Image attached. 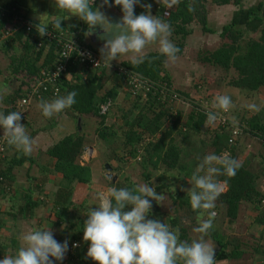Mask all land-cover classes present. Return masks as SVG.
I'll use <instances>...</instances> for the list:
<instances>
[{"label":"crops","instance_id":"crops-1","mask_svg":"<svg viewBox=\"0 0 264 264\" xmlns=\"http://www.w3.org/2000/svg\"><path fill=\"white\" fill-rule=\"evenodd\" d=\"M179 1L180 0L169 8V11L171 10L174 12L179 6ZM147 4L151 5L149 10L151 15H153V11H156L161 7V4L154 7L153 1L150 3L148 2ZM259 5L262 6L263 10L264 0H243L241 6H216L211 0H208L205 5L208 28L214 33H204L202 28L193 31L185 41L183 53L186 50H194L192 46L199 42L198 39H196L191 43L189 41L191 36L198 34L199 36L197 35L194 38H200L201 36L203 39V35H217L219 32L221 34L223 27L227 26L229 23L225 22V20L222 21L220 16L223 15L224 17V14L229 10V7L233 8L234 13L232 16L235 18L239 16L240 13L246 15V12L251 9L255 10ZM0 8H14L17 13L37 26L48 22L49 17L51 16L57 15L63 17L64 20L61 21V28L71 32H74V30H81L85 44L88 47H93L101 56L99 50L92 45H97L99 43L98 45L103 47L104 40L100 39L103 35V30L97 28L94 33L89 34L87 25L83 21L76 16H71L57 10L54 0H0ZM238 8L242 10H239ZM139 9L145 11L143 6H139ZM108 10H112L117 14V17L113 18V20L110 19V21L113 23L117 22L122 13L115 6L103 9L105 13H108ZM166 12L164 11L163 14L165 18L169 16V12H167V16L165 15ZM106 16L109 18L108 14ZM218 21L223 25L220 28H215L216 25L218 26L220 24ZM232 23L233 22L231 21V24ZM10 27L11 25L7 22L6 26H4L0 33V112L5 115L11 111H15L14 104L23 98H14L18 96L17 92H24L25 94L27 91L25 84H28L26 81L28 66H34L35 64V66L41 70L48 52V50L44 51L43 54H41V58L36 61L37 54L32 45H35L38 40L26 37L25 35L19 36L20 33L11 34L8 32ZM194 27L191 29L195 30ZM49 28H51V26H49ZM218 37L220 38V35ZM169 39L172 40L171 37ZM156 45V42L146 45L143 52L147 49H154ZM183 53L181 56L185 55ZM124 57H126V59H124L123 62L130 61L128 55L120 56L118 58ZM123 62L118 64L112 61L111 63L114 65H121ZM183 64H188L186 69L177 71L175 68V71L169 69L172 73L169 77L179 92L188 95L189 91L184 89L186 88L185 83L184 85L181 84L184 80H180L178 75L181 72L187 73V71L190 70L189 67L192 65L189 62H184ZM107 73H109V71H106V75ZM110 73V77H105L109 79L107 82L108 84L106 83L109 88L108 91L117 86L115 85L116 82L111 81V76L114 73L112 71H110ZM75 74L81 79L83 78V73L80 71H76ZM101 74L102 73L100 72L95 75L101 76ZM165 74L163 75L165 76ZM86 75L88 77L87 73ZM70 77L73 79L72 82L74 83L79 81L78 79L73 78V76ZM188 77L189 75H187V78ZM210 85L212 86V84ZM104 88L105 86L103 87L101 94L106 92ZM227 88L229 90L233 89L229 86H227ZM118 90L119 93L113 106L109 109V114L106 116L104 124L105 128L114 129L110 132V135H116V138H114L116 140L119 138V135H125V132L128 130L126 127L122 126L124 125L122 119L124 115H126L125 113L129 114L128 110L135 107V99L127 93L123 87H120ZM211 93L213 94V92ZM246 95L247 99H241L245 100L242 104H238V99H236L238 96L233 95V98H235L238 105L236 104L234 107H231V109L236 108L234 114L232 110L229 109L231 115L238 116L240 120L258 118V123L264 125V88H261L255 95L249 93H246ZM52 99L53 98H44V100L49 101ZM39 102L40 101L36 100L32 101L28 110V121L24 125L26 133L33 141L32 152L25 155L11 145L6 153L4 166H1L2 170L8 174V178L12 183L11 187L13 188L11 194L10 192L0 193V247L2 248L4 255H12L15 253L16 249L20 246L19 235L21 233L38 227L45 229L49 228L53 232L55 238L61 242L65 238L72 236L68 221H65V223L59 222L56 217V213L58 212V208L55 207L56 195L62 187H67V184L63 177L55 172V160L51 158L50 151L61 140L72 135L84 136L83 152L78 158L77 164L91 169V181L88 185L76 184L71 201L73 204H75L76 201L79 206H82L81 214L84 213L83 215L85 216V219H87V211L95 208L99 203L96 193H107L108 188L121 182L119 181L121 180V175H119L118 172L110 178L111 180H108V172L106 171L105 166L108 165L113 170L115 158L116 161L118 160L120 162H130L134 159L132 156H129V153L132 150L129 147L123 148L116 153H113L112 149L111 151H108L109 146H111L109 144L113 139L110 141H102L98 137L101 123L100 118L91 115L80 116L74 114L69 109H65L62 113L55 114L51 118H45L38 107ZM249 104H256L259 106L260 111H253L252 116L247 115L248 112L246 113L245 110L249 109ZM180 113L184 121L187 117V113ZM78 117H83L80 125L81 127L78 125ZM259 130L260 129L255 128L250 130L249 133H244V136L240 139L235 148L234 154L238 164L245 166L249 173L255 177V191L251 196V200L242 204L235 220L228 219V210L225 206L218 207V205L215 204V208L212 210L216 213L215 217L212 219V226L214 228L217 227L218 230L216 232H208L205 237L207 240L210 238L211 241L215 243V246L217 245L216 248H214V259H216V264H264V225L261 224V221L264 219V142L260 138L258 133ZM175 133L176 132H174L173 135H176ZM196 138L198 139L200 136H196ZM196 138L193 141H199ZM121 139H123L122 147H124V138L122 136ZM189 144L192 143L188 141L183 143L180 141L178 146L181 147L182 154L192 155V151L189 153L185 152ZM195 148H199L200 150V146H195ZM195 152L197 153L198 151ZM126 154H128V156H126ZM111 156L114 158L110 159ZM138 158H140V156L136 157L133 162H136V159ZM183 163L184 162L181 161V164ZM149 167L143 166L145 172L139 173V171H137L138 177L132 175V181L135 186L144 183L151 184V182H153V186H155L157 193H162L164 197L165 193L163 192V189H168V187H170V182L172 184V181L174 182L176 177L181 184L178 185L180 188L191 187V179L187 180L188 176L182 177L179 175V172L181 173L184 171V166L180 165L177 169L172 171L161 166L158 169L162 170L163 173L157 176L151 172L153 168ZM147 170H150V173H148ZM118 171L122 173L121 170ZM134 178L137 180L134 181ZM181 181H183L184 184H182L183 182ZM98 184L102 186H98V189L92 190L91 187ZM101 187L104 188V191L101 190ZM181 193L183 194V192ZM185 196L187 197V195ZM167 197L171 200L169 205H172V207L169 210L172 211H164L161 209L162 202H165L164 198L162 201L157 202L158 204L153 202L151 215L149 216L150 219H159L169 224L170 220L175 218L177 212L179 215H182V213L189 210L181 207L180 203H182V197L177 193L172 196L169 194ZM92 201L93 203H91ZM175 205L178 206L177 210H175ZM188 212L192 213L191 210ZM194 213L199 221L208 219L206 212L204 215H198V211H194ZM218 218L226 219L225 222L227 223L224 224L225 226H222L221 228L219 227L220 225H218L216 221ZM179 224H181L180 220ZM171 228L178 230L180 240L192 241L190 237H187L189 236L188 234H186V237L183 236L181 229H184V227H182V225H179L178 228ZM231 228H235L237 232L239 230V237L254 236L260 241V243L247 244V242H244L241 244L239 242L237 244L233 243L234 245L229 243L230 241L227 239V235L223 230L228 233V230ZM238 233L236 234L238 235ZM223 238H226L228 243H226L227 241L225 242ZM217 239L221 241V243ZM233 240L234 239H232V241ZM81 241L79 242L81 243ZM87 247L88 246L84 245V243H81L80 250H77L76 254L72 257L66 256L62 264H91V260L86 257ZM56 264H60V262H56Z\"/></svg>","mask_w":264,"mask_h":264},{"label":"clouds","instance_id":"clouds-1","mask_svg":"<svg viewBox=\"0 0 264 264\" xmlns=\"http://www.w3.org/2000/svg\"><path fill=\"white\" fill-rule=\"evenodd\" d=\"M161 5L171 8L178 0H159ZM57 10L78 17L88 28L89 34L97 28L103 30L100 39L104 45L99 52L107 67L120 56L128 55L133 65L144 62L141 54L145 46L158 42L159 52L167 61L175 62L179 48L169 37L171 27L160 16L150 14V4L142 5L145 12L135 14V6L141 0H54ZM95 5V7H93ZM118 6L122 13L120 19L112 23L103 9ZM167 13H165L166 15ZM60 16H51L49 21L37 26V32L44 36L49 26L61 28ZM73 51V49H72ZM59 73L53 74L55 79ZM77 93L69 91L66 95L56 96L52 100H41L38 107L45 118L62 113L76 103ZM213 106L222 112H228L232 106L228 95H218L213 99ZM248 108L259 112L256 104ZM218 113H206V123L217 120ZM21 112H0V130L23 154L32 152L33 141L21 124ZM238 162L224 152L220 155H205L191 173V187L181 188L187 192L192 210L198 215L207 214L208 219L199 223L194 232L202 234L191 242L180 240L177 229L159 219H150L153 202L164 199L157 193L153 182L137 185L133 189L115 186L107 193H98V205L87 211L83 224V241L87 242L86 257L94 264H216L214 248L204 239L212 228L215 217V201L224 190L227 180L217 177H234L239 168ZM175 192V188H173ZM158 204V203H157ZM20 246L12 255L0 258V264H56L64 261L69 251V239L58 241L53 232L47 228H35L19 235ZM79 245L71 242V247Z\"/></svg>","mask_w":264,"mask_h":264},{"label":"trees","instance_id":"trees-1","mask_svg":"<svg viewBox=\"0 0 264 264\" xmlns=\"http://www.w3.org/2000/svg\"><path fill=\"white\" fill-rule=\"evenodd\" d=\"M207 1L208 0H180L178 8L174 12L171 10L169 11V8H166L164 5H160L161 7H159L158 10L152 12L153 15L160 16L170 25L175 41L177 42L175 46L179 48L177 57L182 55L185 41L188 36L193 33L194 30L191 28L196 24L201 26L204 33H214L208 28L205 7ZM242 1L243 0H211L216 6H241ZM148 2L150 3L152 0H141L139 6L147 4ZM139 6H135L134 9L137 15L145 12L140 10ZM93 7H95V5H93ZM115 7L120 11L118 6ZM164 11L169 12L167 18L163 16ZM261 12V5L255 10L251 9L246 12L247 21L245 23V29H236L237 23L235 22L224 26L220 38L229 42L224 43L215 52L207 56H201L199 59L202 65H212L225 72L232 71L234 76H232L227 86L253 95L261 88H264V18ZM7 22L9 23L7 19L0 20V33ZM74 32H76V30H74ZM19 33V36L24 35L23 31ZM249 34H255L256 37L252 40H248L245 47H243L241 41L244 35ZM32 47L36 50V61L41 58V54H43L44 51L48 50V52L41 70L36 67L35 64L34 66H28L26 73V81L28 84H25L27 88L32 85L38 72L46 68H51L54 61L57 60L54 46H45L42 49H37V44L35 43ZM88 48L96 52L93 47ZM143 56L145 59L142 64L133 65L131 61H127L123 62L121 66L151 80L157 81L162 79L161 74L166 73V64L168 62L166 57L160 52H151ZM69 70L67 75H64L61 80L62 93L59 96L66 95L69 91H75L77 93L75 98L76 103L68 109L80 116L91 115L100 118L101 123L98 132L100 140L110 141L116 138V135H110V132L114 130L113 128L108 129L104 127L105 119L109 111L106 115H102L99 107L108 102H111L110 108L113 106L119 93L118 89L123 87L121 79L116 74H113L111 76V81L116 82L115 85L117 86L101 94L104 87V78L107 77L106 70L101 71V76H96V73L92 70L86 71L88 74L86 82H82V79L75 74L76 71H80L79 64H74L73 66V63H71L69 65ZM167 74H165V79L173 84L169 74ZM70 76H73V78L79 81L76 83L72 82L73 79ZM17 93L18 96L14 98L18 99L25 97L26 94H24V92ZM46 98L52 97L46 95L45 99ZM137 99L140 101L141 98ZM136 102L137 101L134 102L135 107L132 111H130L129 114L125 113L126 115H124L122 119L124 124L122 126L128 129L125 135H121L125 139V146L123 148H131L132 150L129 156L133 158L140 156L143 166H150L155 170L164 166L172 171L177 169L180 165L183 166V164H181L182 150L181 147L178 146L175 137H179L178 139H181V142L185 143L188 141L193 145H199V141L191 140H194L196 136H205L202 135V132H205L204 134L208 132V129H205V118L203 116L196 117L193 112H190L185 119V123L181 126V113L173 117V112L168 110L166 106L161 105L157 100L149 97L147 101H143V107L135 114L138 107V103ZM232 120L243 129L242 131L245 134L255 128L260 129L258 133L262 141H264V125L258 123V118L241 119L240 121H236L235 119ZM174 132H176V135H173ZM243 136L244 134L240 135L232 146L230 142L232 130L230 127H227L221 131L217 130L213 132L212 135L209 136L210 143L208 146H212V154L220 155L230 151L231 158L235 159V148ZM141 145L145 146L142 147ZM83 147L84 136L72 135L61 140L50 151L51 158L55 160V172L61 175L67 184V187H62L56 195L55 207L58 208V212L56 213V217L58 218L57 221L63 223L68 221V226H70L72 235L68 238L76 241H83V224L85 219L78 218L79 221H77V206L71 201L72 194L76 184L88 185L91 181V169L77 164L78 158L83 152ZM181 173L186 177L189 174L185 171V168ZM0 177L3 179V181H0V193H6V187L12 189V183L8 178V174L2 170V167L0 169ZM217 179L221 181L227 180V183L224 185L225 190L218 196L215 204H217L218 207H227L228 219L235 220L242 204L251 200V196L255 191V177L249 173L245 166L240 165L234 177L229 178L221 175L217 177ZM175 181L178 182L179 179L176 177ZM182 184H184V182ZM114 186L117 188L127 187L129 189L136 187L135 184L129 180H126L124 183H117ZM180 205L182 208L189 209L188 211L191 210L192 213L194 212L190 207L188 197H183ZM78 208L81 210L82 206ZM71 210L76 211L72 213ZM170 224L172 227H179L176 217L170 220ZM261 224L264 225V219L261 221ZM181 231L183 236L186 237V230L181 229ZM219 242L221 243V241ZM83 243L88 246L87 242L83 241ZM0 255V258H3L4 254L1 247Z\"/></svg>","mask_w":264,"mask_h":264},{"label":"built area","instance_id":"built-area-1","mask_svg":"<svg viewBox=\"0 0 264 264\" xmlns=\"http://www.w3.org/2000/svg\"><path fill=\"white\" fill-rule=\"evenodd\" d=\"M152 1L159 5V0ZM167 15L168 13L166 16ZM3 19H7L11 25L8 32L15 34L23 31L26 37L38 40L36 43L37 49H42L45 46H54L57 55V60L54 61L52 67L40 71L34 78L32 85L27 88L25 97L14 104V110L21 112L20 122L23 125L28 121V110L32 101H41L46 95L55 98L62 93L61 80L64 75H67L69 65L73 63V66L74 64H79L80 72L83 73L82 82L87 81L88 78L86 71L88 70H92L96 74L100 73L102 70L112 71L121 79L123 88L134 99L142 98L143 101H147L148 98L151 97L161 103V105L166 106V108L173 112L174 115H178L180 112L187 113L190 111L193 112L196 117L203 116L205 118V128L211 132L217 130L221 131L230 127L232 130L230 141L232 146L235 144L239 136L244 134L242 131L243 129L231 119L229 111L222 112L216 110L213 106V100L206 98L207 96L205 97V94L200 98L194 97L193 94L182 95L174 84L165 79L163 74H161L162 79L155 81L145 78L121 65H114L111 63V66L108 68L107 65L103 63L102 57L97 52L89 49L85 44L81 30L71 32L68 30L49 28L44 36H40L36 30L37 25L17 13L14 8H0V20ZM57 72L59 75L53 79V74ZM196 85L197 92L201 93V90L203 89L202 83L197 82ZM110 105L111 102H108L105 105H100V113L106 115L110 109ZM210 111L218 113V116L214 123L207 124L206 113ZM10 146L11 145L7 143V138L3 136V131L0 130V169L6 160V153ZM227 153L231 156L230 151ZM0 181H3L2 177H0ZM9 192H11V188L6 187V193ZM66 239H69L70 241L69 251L66 256L72 257L76 254L77 250H80L81 244L79 241L71 238ZM71 242H76L79 246L72 248ZM91 264H94V262L91 261Z\"/></svg>","mask_w":264,"mask_h":264},{"label":"rangeland","instance_id":"rangeland-1","mask_svg":"<svg viewBox=\"0 0 264 264\" xmlns=\"http://www.w3.org/2000/svg\"><path fill=\"white\" fill-rule=\"evenodd\" d=\"M157 6H158V3H154V7H157ZM239 10H242V9H239ZM111 11L112 10H108V12H110V13H107V14L109 16V19L113 20L114 14L113 13L111 14ZM233 11H234L233 8L229 7V10L226 12V14H224V17H223V15L220 16L222 18V21L225 20V22H227L229 24H231V21L233 23L235 22V23H237L236 29H239V30L240 29H245L244 25H245V23L247 21L246 15H244V13H240L239 16L233 18V16H232V14L234 13ZM261 14H262V12H261ZM219 23L220 24L218 26L216 25L215 28H218V27L220 28L223 25V24H221V22H219ZM194 28H195L194 31H197V29H200L201 26L196 24ZM197 35L198 34L193 35L189 39V41L191 43H193V40H196V39H198V41H199L198 44L192 46V48H194V50H191V49H190V51L186 50L183 53L185 55H183L181 57L178 56L177 59L175 60V62H169L168 61L167 64H166V73H168L169 75H172V73H171V71H169V69H171V70L173 69V71H175L174 68L176 69V71L177 70H181V69H186L188 64L185 65L183 63L184 62H189L192 65V66L189 67L191 72H190V70H188L187 73H185V72H181V73L179 72L180 74L178 73L179 74L178 78L180 80H184V81L181 82V84L184 85V83H185L186 88H184V89H187L189 91L188 95L193 94L194 97L200 98V96H203L205 94V97L207 96L206 98H208L210 100H213V98L218 96V95H228L231 98V101H232V106L231 107H234L237 103L238 104H242L245 100H241V99H247V95H246L247 92L240 91L238 89L229 90L227 88V84L229 83V81H231V78H232V76H234V74L231 71L230 72H225V71H223V70H221V69H219V68H217L215 66H212V65H202L200 60H199L201 58V56H207V55L213 53L214 51L219 49L224 43H228L229 41H225V40H222L221 38H219L218 36L220 35V32L217 35H210V34L203 35V39L201 38V36H200V38H194ZM170 37L172 39L171 42L175 45L177 42L175 41V37H174V35L172 33V29H171V36ZM255 37H256L255 34L244 35V38L241 41V45L243 47H245V45L247 44L248 40H252ZM103 43H104V41H103ZM98 44L97 45H92V46L96 47L99 50L102 47L100 45H98ZM156 44L157 45H156V47H154V49H155L156 52H159V48H158L159 44H158V42H156ZM110 75H111V73L109 71V73H107V77H110ZM187 75H189L188 78H187ZM108 81H109L108 78L104 79V86H105L104 90L105 91H108V89H109L108 86H107V84H108L107 82ZM188 81H190V82H188ZM197 82L198 83H202V85H203V89L201 90L202 91L201 92L202 95L197 92L198 90H196L197 85L195 83H197ZM210 84H212V86ZM211 92H213V94ZM210 93H211L212 96L210 95ZM233 95L238 96V98H236V99H238L237 103H236L235 98H233ZM248 97H250V96H248ZM135 101H137L136 103H138V107H137V110L135 112V114H136L143 107V99L141 98L140 101L138 99H135ZM216 110H219V109L216 108ZM231 110H232V112L234 114V111H236V108H233ZM128 111L130 112V111H132V109H129ZM245 111H246V113L248 112L247 115H249V116L253 115V111L252 110L248 109V110H245ZM189 113H190V111L187 112V115ZM229 115H230L231 119H235L236 118L237 119V120L235 119L236 121H240V118L238 116L231 115L230 110H229ZM173 117H176V115L173 114ZM181 118H182V121H181V126H182V124L185 123V120L183 121V117H181ZM180 128H182V127H180ZM202 133H203L202 135H205V136H202V137H200L198 139L196 138L197 140H199V145L189 144L188 147L185 150L186 153H189L190 151H192V153H191L192 155H189V154H185V155L182 154L181 155L182 156V162H184L183 166L185 168V171L187 173H189L188 176H190V177H191V173L195 169L196 165L202 161L203 157L205 155L213 153L212 152V148H211L212 146H208V144L210 143L209 142L210 141L209 136L212 135L213 132L208 131L206 134H204L205 132H202ZM178 138L179 137H176V141H177L178 144H180L181 140H179ZM122 143H123V139H121V135H119V138L117 140L116 139L111 140V142L109 144L111 146H109L108 151H111V149H112L113 153L121 151L123 149ZM144 146L145 145H143L142 147H144ZM195 146H200V150H199V148H195ZM195 151H198V152L196 153ZM142 153H141V155H142ZM126 156H128V154H126ZM111 158L113 159L114 157L111 156L110 159ZM114 160H115L114 161L115 163L113 165V167H114L113 170L114 171L112 170L111 173H112V176H114V174L116 175V172H118V174L121 175V180H119L121 182H119V183H124V182H126V180H129V181H131L133 183V181H132L133 180V176L134 177H138L137 176V171H139V173L145 172L144 169H143V165H142L143 163L140 160V158L136 159V162H133L135 160V158L132 161H130V162L126 161L127 164H126V162H120L118 160L116 161V158ZM117 166H118V168H117ZM116 169H117V171H116ZM118 170H121L122 173H120ZM147 171H148V173H150V170H147ZM151 172L154 175L156 174V176L163 173V171L160 170V169H157V170L152 169ZM179 175L184 177V175L182 173H179ZM190 177H187V180H190ZM108 180H111V179H108ZM136 180L137 179L134 178V181H136ZM178 185H181V184L174 180V182L172 181V184L170 182V187H168V189H163L164 190L163 192L165 193V197H164L165 198L164 199L165 202H162V204H161V207H162L161 209L162 210L170 211V212L172 211V210H169L172 207V205H169L171 200L169 199V197H167V195L170 194V196H172L173 194L177 193L182 198L186 197L185 195H187L186 194L187 192L181 191V188ZM190 185H191V182H190ZM98 186H102V185L98 184V185H95V186H93L91 188H92V190L98 189ZM173 188H175V192L173 191ZM184 189H188V188L185 187ZM12 190H13V188L11 189L10 194L12 193ZM101 190L104 191V188L101 187ZM181 192H183V194ZM98 193H96V194H98ZM187 197H188V195H187ZM91 203H93V201ZM75 204L77 206V212H78V215L76 214L77 221H79L78 218L85 219V216L83 215L84 213L81 214L82 210H79L80 208H78L79 204L76 201H75ZM175 207H176L175 210H177L178 206L175 205ZM0 211H1V209H0ZM71 211H72V213H74L76 210H71ZM175 217L178 220V224H179V220H180L181 224H179V225H182V227H184V229H186V232H187L186 234L189 235L187 237H190V239H192V240L200 238V236L202 234L194 232L193 229L195 227H198L199 223L201 221H203V220L199 221V219H197L198 217H196V214L194 212L190 213V212L186 211V212L182 213V215H179L178 212H177ZM225 220L226 219H222V218H218L216 220L218 225H220L219 226L220 228L222 226H225L224 224L227 223V222H225ZM77 221H76V223H77ZM169 225H170V223H169ZM227 226H226V228H227ZM170 227H172V225H170ZM217 230H218L217 227L214 228L212 226V228L209 230V232H216ZM223 231H224V233H226L227 239L230 241L229 243H232V244L233 243L237 244L239 242L241 244L244 243V242H247V244H249V243H255V244L260 243V241L258 239H256L254 236H244V237L240 236L239 237V233L240 232L238 230V232H239L238 233L235 228L234 229H232V228L229 229L228 230L229 234L225 230H223ZM236 233H238V235ZM204 239L209 243V245L211 247L216 248L217 245L215 246V243L212 242L210 238H208V240H207V238L204 236ZM223 239L225 240V242L227 241L226 238H223ZM232 239H234V240L232 241ZM81 243H83V242L81 241ZM226 243H228V241Z\"/></svg>","mask_w":264,"mask_h":264},{"label":"water","instance_id":"water-1","mask_svg":"<svg viewBox=\"0 0 264 264\" xmlns=\"http://www.w3.org/2000/svg\"><path fill=\"white\" fill-rule=\"evenodd\" d=\"M108 13H110V12H108ZM112 13H113L114 15H116V16H114L113 18H116V17H117V14H115V12H112V11H111V14H112ZM105 14L107 15V13H105ZM262 15H263V18H264V6H263V10H262ZM151 52H156V51H155V49H147L146 51L142 52V54H143V55H146V54L151 53ZM128 58H129V57H128ZM124 59H126V57H124V58H118L117 61L114 60V62L119 64V63L123 62ZM231 72H232V71H231ZM78 118H79V119H78V125L80 126L81 123H82V118H83V117H78ZM80 127H81V126H80ZM105 169H106V171L108 172L107 178L110 179V178L112 177V173H111V172H112V169H111L110 166H108V165L105 166ZM114 180H115V179H114Z\"/></svg>","mask_w":264,"mask_h":264}]
</instances>
